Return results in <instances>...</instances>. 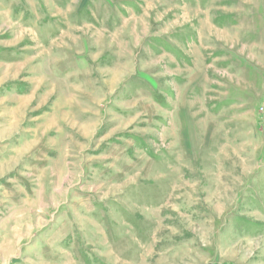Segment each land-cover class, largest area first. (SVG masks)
<instances>
[{
    "label": "rangeland",
    "instance_id": "374dc122",
    "mask_svg": "<svg viewBox=\"0 0 264 264\" xmlns=\"http://www.w3.org/2000/svg\"><path fill=\"white\" fill-rule=\"evenodd\" d=\"M0 264H264V0H0Z\"/></svg>",
    "mask_w": 264,
    "mask_h": 264
}]
</instances>
